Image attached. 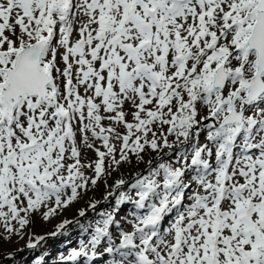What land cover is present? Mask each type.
Returning a JSON list of instances; mask_svg holds the SVG:
<instances>
[{"label":"snow or ice","instance_id":"snow-or-ice-1","mask_svg":"<svg viewBox=\"0 0 264 264\" xmlns=\"http://www.w3.org/2000/svg\"><path fill=\"white\" fill-rule=\"evenodd\" d=\"M169 135L65 264H264V0H0V241Z\"/></svg>","mask_w":264,"mask_h":264},{"label":"rangeland","instance_id":"rangeland-1","mask_svg":"<svg viewBox=\"0 0 264 264\" xmlns=\"http://www.w3.org/2000/svg\"><path fill=\"white\" fill-rule=\"evenodd\" d=\"M168 140L169 143L174 145V147H161L156 151L146 148V150L142 153L143 159L133 157L131 158L130 162L122 163L119 168H115L114 166L107 167L106 173L102 175L96 186H90L86 194H84L81 199L73 202V204L67 209H59L58 214L53 215L48 220H44L38 214L33 215L31 222L22 230H20L22 232V236L13 235L10 241H0V264H65L61 259L59 260L60 256H64L61 255V250L56 252V254L51 257L46 256L47 252H49V249L60 246L72 238H76L78 241L82 239L81 237L84 235V233L85 235L87 233V235L86 239L83 241L87 243V241L91 238L92 228H88L87 231H83L81 225L87 227L89 224H91L94 227L96 221L101 219V216L99 215L100 213H113L116 217V220L119 221L120 228H116L115 225H112L110 226V231L115 230V232L118 234L121 229L124 231L130 230L128 221L132 219L131 213L135 211L134 205L130 202L123 203L119 206V212H114L116 199L118 198L120 191H129L128 185L133 181V178L137 174H147L150 161L152 162V167H155L156 163L158 162H175L174 156L176 152L178 149L184 147V145L177 144L175 137L171 135L168 136ZM203 142L204 137L202 133L201 143ZM88 155L90 159L94 158L91 153ZM108 163L109 162L106 161V165ZM88 174L91 175V172ZM120 180L126 181V184L122 187V189L118 190L115 188V184ZM110 193H115V195H109ZM93 203L96 204L95 210L90 208V205ZM80 210L86 211L87 214L85 217H79L78 213ZM66 220L73 221V223L69 224L66 230L59 231L58 226ZM77 220L79 221V224L75 223ZM13 223L15 224V222ZM16 227L19 228L18 225H16ZM2 230L3 229L0 228V231ZM53 233H57V235H53ZM18 237L22 238V244H20V247L15 250L9 249V242H16L19 239ZM39 237H44V239L40 240V242L36 244L35 248L30 249L27 247L29 241L35 243ZM102 243H106V241ZM6 253H11V257L6 256ZM106 256V253L103 256L98 254L97 259L91 262V264H107V259H105ZM80 259L81 260L79 263L83 264L85 258ZM108 259H110V257H108Z\"/></svg>","mask_w":264,"mask_h":264},{"label":"bare ground","instance_id":"bare-ground-1","mask_svg":"<svg viewBox=\"0 0 264 264\" xmlns=\"http://www.w3.org/2000/svg\"><path fill=\"white\" fill-rule=\"evenodd\" d=\"M48 222V221H47ZM51 222V221H50ZM46 223V222H45ZM48 224H51V223H48ZM43 228H44V226H43ZM87 235V234H86ZM86 235H83L81 238L82 239H80V240H78L77 241V239L75 238H72V239H70L68 242H66V243H64V244H62V245H60V246H57V247H55V248H51V249H49V252H47V254H46V256H51V257H53V255L54 254H56V252H58V251H60L61 250V255H64V256H60V257H67L68 256V252L70 253V250H73V249H79V246H80V242L79 241H81V240H84V239H86ZM19 238V237H18ZM21 239L22 238H19L16 242H9L10 244H9V246H8V248L9 249H17V248H19L20 247V244H22V241H21ZM78 242H79V244H78ZM85 242V241H84ZM8 251H10V250H8ZM17 251V250H16ZM23 251H27V250H23ZM18 252V251H17ZM43 253V252H42ZM46 253V252H45ZM67 254V255H66ZM24 255V254H23ZM37 256V255H36ZM59 256V255H58ZM22 258V257H21ZM61 259V258H60ZM59 259V260H60ZM26 260V259H25ZM40 260V259H39ZM80 258H78V260L75 262V264L76 263H79L80 262ZM55 261V260H54ZM35 263V262H34ZM63 263H65L64 261H63ZM66 263H69V264H73V262H71V261H68V262H66ZM29 264V263H28ZM42 264H47V263H42ZM80 264V263H79Z\"/></svg>","mask_w":264,"mask_h":264}]
</instances>
